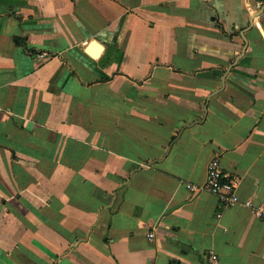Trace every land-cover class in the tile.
<instances>
[{"label":"crops","instance_id":"0c3cea01","mask_svg":"<svg viewBox=\"0 0 264 264\" xmlns=\"http://www.w3.org/2000/svg\"><path fill=\"white\" fill-rule=\"evenodd\" d=\"M254 1L0 0V264H264Z\"/></svg>","mask_w":264,"mask_h":264},{"label":"built area","instance_id":"2783aa9c","mask_svg":"<svg viewBox=\"0 0 264 264\" xmlns=\"http://www.w3.org/2000/svg\"><path fill=\"white\" fill-rule=\"evenodd\" d=\"M264 6V0H255L253 4L254 10H259ZM238 179L228 172L223 171L220 166V162L217 156H213L206 168L205 181L201 185L193 183H185V187L188 188L193 194H197L202 191L209 192L215 195L222 208L234 206L236 204H243L253 215L258 219L264 221V204H255L253 199L240 201L236 195ZM219 217L220 214H217ZM147 238L151 240L154 236L153 232L147 233ZM205 259L207 264H220L219 258L212 251L205 253Z\"/></svg>","mask_w":264,"mask_h":264},{"label":"trees","instance_id":"16d2710c","mask_svg":"<svg viewBox=\"0 0 264 264\" xmlns=\"http://www.w3.org/2000/svg\"><path fill=\"white\" fill-rule=\"evenodd\" d=\"M15 42L18 43V44H20V45L25 46V43H24V40L23 39L15 38Z\"/></svg>","mask_w":264,"mask_h":264}]
</instances>
